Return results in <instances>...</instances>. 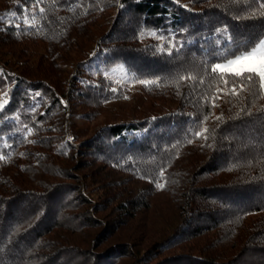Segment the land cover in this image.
<instances>
[{
  "label": "trees",
  "instance_id": "1",
  "mask_svg": "<svg viewBox=\"0 0 264 264\" xmlns=\"http://www.w3.org/2000/svg\"><path fill=\"white\" fill-rule=\"evenodd\" d=\"M259 38L260 0H0V264H264V91L211 72Z\"/></svg>",
  "mask_w": 264,
  "mask_h": 264
},
{
  "label": "snow or ice",
  "instance_id": "2",
  "mask_svg": "<svg viewBox=\"0 0 264 264\" xmlns=\"http://www.w3.org/2000/svg\"><path fill=\"white\" fill-rule=\"evenodd\" d=\"M35 2L39 4L40 0H35ZM260 7L264 8V0H260ZM39 11L42 13L44 9L40 8ZM33 19H35L34 16ZM26 23H28V21H26ZM262 48H264V38H259L250 48L234 54L231 58L226 59V62L215 63L211 68V72L233 77V93L236 92V81H239L241 90L252 85L264 91V52L261 51ZM144 83H149V81H145ZM225 83H228V81L225 80ZM7 103V100L0 103V109H3ZM197 135H199V133H197ZM2 159H4V157L0 155V160ZM157 186L163 188V185Z\"/></svg>",
  "mask_w": 264,
  "mask_h": 264
},
{
  "label": "rangeland",
  "instance_id": "3",
  "mask_svg": "<svg viewBox=\"0 0 264 264\" xmlns=\"http://www.w3.org/2000/svg\"><path fill=\"white\" fill-rule=\"evenodd\" d=\"M262 52H264V48L261 49ZM107 75H109L110 77L114 78V79H119L121 81L125 80V71L122 67L118 66L114 69H112L111 71L106 73ZM118 116H112L113 120H117ZM104 124V119L103 118H99L95 123H94V127L99 128L101 126H103Z\"/></svg>",
  "mask_w": 264,
  "mask_h": 264
}]
</instances>
